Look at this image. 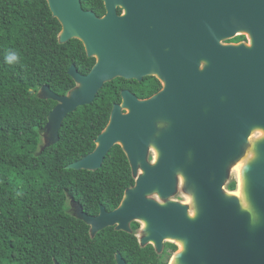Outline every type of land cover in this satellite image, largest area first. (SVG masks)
Returning a JSON list of instances; mask_svg holds the SVG:
<instances>
[{
	"label": "water",
	"instance_id": "1",
	"mask_svg": "<svg viewBox=\"0 0 264 264\" xmlns=\"http://www.w3.org/2000/svg\"><path fill=\"white\" fill-rule=\"evenodd\" d=\"M46 1L62 26L60 44L80 41L96 64L87 75L71 67L76 88L66 96L40 90L41 99L57 103L44 149L59 142L68 115L91 105L105 84H162L145 100L123 91L95 151L69 166L97 171L120 146L136 180L115 211L101 208L91 217L79 208L76 218L93 234L131 232L133 222H144L141 245L161 253L168 239L180 241L179 264H264V137L246 173L250 211L225 190L252 133H264V0H102L101 18L82 0ZM239 34L250 46L225 44ZM179 176L194 199V218L189 206L170 200ZM118 264H126L120 255Z\"/></svg>",
	"mask_w": 264,
	"mask_h": 264
},
{
	"label": "trees",
	"instance_id": "2",
	"mask_svg": "<svg viewBox=\"0 0 264 264\" xmlns=\"http://www.w3.org/2000/svg\"><path fill=\"white\" fill-rule=\"evenodd\" d=\"M82 6L100 18L106 15L102 0H82ZM61 31L46 0H0V264H116L117 253L128 264H167L159 262L152 246L139 245L140 224H132L133 234L107 228L92 240L89 226L68 212L70 200L89 216L120 207L136 184L120 146L97 171L69 166L95 151L122 91L145 100L162 84L156 78L105 84L91 105L68 115L59 142L44 149L48 117L57 103L41 99L40 90L47 86L66 96L76 88L71 67L87 75L96 64L80 41L60 44ZM11 52L18 62H6ZM236 188V182L227 187Z\"/></svg>",
	"mask_w": 264,
	"mask_h": 264
},
{
	"label": "bare ground",
	"instance_id": "3",
	"mask_svg": "<svg viewBox=\"0 0 264 264\" xmlns=\"http://www.w3.org/2000/svg\"><path fill=\"white\" fill-rule=\"evenodd\" d=\"M239 35H243V34H239ZM250 40V39H249ZM259 130H255L250 139H249V149L247 150L246 154L243 156V158H241L233 167L238 166L240 163L241 167L236 169L237 173L236 175H238V179H239V187L238 190L236 191H228V195L230 197H235L239 200L241 207L247 211H250V204H249V198H248V192H247V177H246V173L247 170L250 166V164L254 161L255 157H256V151H257V146L258 143L261 141V139L263 137H259L257 134ZM153 152V161L154 163H156L158 161L159 158V154L155 149H152ZM243 167V168H242ZM243 169V170H242ZM180 179V185H184L185 184V179L182 176H179ZM182 204L187 205L190 207V216L192 218L195 217L196 213L193 211L194 209V199L191 196H187L185 201L182 202ZM146 223L142 222V230H146ZM168 241L173 242L175 244H177L179 246V251L175 253V255L173 256L170 264H179L178 260H179V256L184 253L185 248H184V244L180 241H176V240H172V239H168Z\"/></svg>",
	"mask_w": 264,
	"mask_h": 264
},
{
	"label": "flooded vegetation",
	"instance_id": "4",
	"mask_svg": "<svg viewBox=\"0 0 264 264\" xmlns=\"http://www.w3.org/2000/svg\"><path fill=\"white\" fill-rule=\"evenodd\" d=\"M118 13H119V15H122V14H123V11L120 10V12H118ZM225 44H227V45H240V44H246V45L250 46V40H249V38H248L246 35H239V36L235 37L234 39L225 42ZM128 91H129V90H128ZM122 92H123V91H122ZM130 92H131V91H130ZM241 164H243V163H240L238 166L233 167V171H236V169L240 168V167H241ZM242 168H243V167H242ZM242 170H243V169H242ZM236 178H237V182H238V186H237L236 190H238V187H239V179H238L237 175H236ZM236 190H235V191H236ZM79 208L82 209V207H81L78 203H76V202H74V201H72V200L69 201V203H68V212H69L71 215H73L75 218H76V214H77ZM82 210H83V209H82ZM106 211H107V210H106ZM114 211H115V210H114ZM83 212H84V210H83ZM100 212H101V211H100ZM84 213H85V212H84ZM85 214H86V213H85ZM99 215H100V214H99ZM99 215H98V216H99ZM88 216H89V215H88ZM91 217H97V216H91ZM133 223H138V222H133ZM133 223H132V224H133ZM132 224H131V226H132ZM138 224H140V223H138ZM86 225H87V224H86ZM87 226H89V225H87ZM131 226H130V227H131ZM89 228H90L89 234H90L92 240H95V238H96L100 233H102L103 231L106 230V229H105V230H102V231L98 232L97 234H93V231H92L91 226H89ZM110 228H114L115 231L118 232V233H127V234H133V233H134L133 230H132V228H131V232L118 231V230L116 229V227H110ZM139 231H140V229H139V230L136 232V234H135L136 238L138 239L139 245H140L141 247H143V248L148 247V246H152V247L154 248V250H155L156 255L158 256L159 262H165V261L163 260V258H164V254H165V252H166V246L169 244L168 242H170V241L167 240L168 242H166V243L164 244L163 251H162L161 253H158L157 250H156V248H155L152 244H148V245H146V246L141 245V237H139ZM171 243H173V242H171ZM178 251H179V246H178ZM178 251H177V252H178ZM118 255H120V256L122 257L123 261H124L126 264H128V262H127V261L125 260V258L121 255V253H117V254L115 255V262H116V264H118ZM174 255H175V254H174ZM174 255H173V256H174ZM173 256L169 259V261H167V264H170V262H171Z\"/></svg>",
	"mask_w": 264,
	"mask_h": 264
},
{
	"label": "rangeland",
	"instance_id": "5",
	"mask_svg": "<svg viewBox=\"0 0 264 264\" xmlns=\"http://www.w3.org/2000/svg\"><path fill=\"white\" fill-rule=\"evenodd\" d=\"M258 136L260 137H264V133L263 131L259 130L257 132ZM149 159H153V155L150 156ZM236 173L237 171H233V168L231 169L230 171V175H229V179L227 181V184L225 185V190L228 191L227 187L228 185H230L232 182H236L237 186H238V182H237V178H236ZM238 176V175H237ZM187 196H191L192 195L190 194V192L184 187V185H179V188H178V192L177 194L170 198V200L172 201H177V202H184L186 197ZM150 199H153V200H156L158 201L159 203H164V201L160 200L159 197L157 196H151ZM143 236V230H142V223H140V231H139V237H142ZM169 244L168 245H172V246H175L176 249L174 248H171L170 246H166V252L164 254V258L163 260L167 263V261H169V259L178 251V245L175 244V243H171V242H168Z\"/></svg>",
	"mask_w": 264,
	"mask_h": 264
},
{
	"label": "clouds",
	"instance_id": "6",
	"mask_svg": "<svg viewBox=\"0 0 264 264\" xmlns=\"http://www.w3.org/2000/svg\"><path fill=\"white\" fill-rule=\"evenodd\" d=\"M19 61V56L15 52H11L7 57H6V62L11 64L14 62Z\"/></svg>",
	"mask_w": 264,
	"mask_h": 264
}]
</instances>
